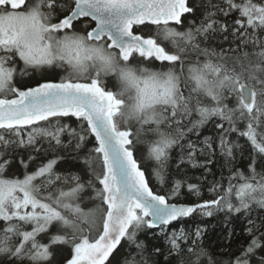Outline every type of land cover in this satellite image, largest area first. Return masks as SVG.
I'll use <instances>...</instances> for the list:
<instances>
[{"label": "snow or ice", "instance_id": "1", "mask_svg": "<svg viewBox=\"0 0 264 264\" xmlns=\"http://www.w3.org/2000/svg\"><path fill=\"white\" fill-rule=\"evenodd\" d=\"M0 264H264V0H0Z\"/></svg>", "mask_w": 264, "mask_h": 264}, {"label": "trees", "instance_id": "2", "mask_svg": "<svg viewBox=\"0 0 264 264\" xmlns=\"http://www.w3.org/2000/svg\"><path fill=\"white\" fill-rule=\"evenodd\" d=\"M195 171V170H193ZM217 173L219 172V167L216 169ZM196 175H199V173H196ZM154 188L156 187L155 184L153 183L152 185ZM203 199L208 198V193L207 190H204L203 194ZM185 199V198H182ZM189 202L195 201V197L188 196L186 198ZM92 203L91 202H86L85 208L91 207ZM203 226L206 227V239L207 241L212 244L214 247H218L219 243L223 240V235H224V224L222 222V219L218 217H208L205 218L203 221ZM237 228H238V222H237Z\"/></svg>", "mask_w": 264, "mask_h": 264}]
</instances>
